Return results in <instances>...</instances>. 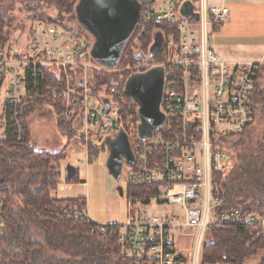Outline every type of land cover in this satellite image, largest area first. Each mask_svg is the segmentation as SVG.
Segmentation results:
<instances>
[{
  "label": "built area",
  "instance_id": "obj_1",
  "mask_svg": "<svg viewBox=\"0 0 264 264\" xmlns=\"http://www.w3.org/2000/svg\"><path fill=\"white\" fill-rule=\"evenodd\" d=\"M185 1L135 0L141 7L136 30L148 33L150 25L171 24L180 39L179 44L169 39L166 59L158 65L166 68L161 103L166 123L145 141L130 139L135 163L124 170L127 222L117 226L122 255L133 264H200L210 232L230 226L254 228L252 242L264 238V210L259 206L221 210L215 180L230 166L224 141L235 139L255 122L251 96L256 87L264 106V69H259L264 60L258 64L224 61L210 46L209 37L226 21L228 9L208 6L205 0H188L198 5L196 22L192 17H181L179 9ZM3 33L0 89L6 98L4 133L9 127L15 141L22 143L26 137L23 106L34 95L55 90V122L86 150L102 142L104 136H117L123 95L115 86L99 93L95 78L135 74L149 67L126 71L103 68L92 59V43L75 22L62 28L29 22L21 35L15 36L7 27ZM126 125L130 138L136 132L132 117H127ZM142 187L157 193L142 197L130 194ZM2 209L0 197V232L4 226ZM65 212L76 220L92 222L87 204ZM106 226L95 225L92 232L104 234ZM189 228L194 236L191 251L185 255L177 251L176 240Z\"/></svg>",
  "mask_w": 264,
  "mask_h": 264
},
{
  "label": "trees",
  "instance_id": "obj_2",
  "mask_svg": "<svg viewBox=\"0 0 264 264\" xmlns=\"http://www.w3.org/2000/svg\"><path fill=\"white\" fill-rule=\"evenodd\" d=\"M22 1L30 23L42 21L62 28L65 24L74 23L75 7L79 0H51L59 10L55 20L43 18L37 0ZM65 14H70L66 23ZM6 27L9 24L0 18V42L4 40L3 29ZM156 34L161 36L163 43L149 63L162 64L166 59L169 39L179 44V32L171 24L150 25L148 33L136 30L117 70L126 71L148 60ZM130 76V73L124 72L95 78L99 93L115 86L123 95V101L119 104V126L128 135L127 117H132L135 128L137 124L136 107L123 94L124 83ZM56 102L55 90L34 95L22 110L26 131L24 141L17 143L9 127L5 137L0 139V197L3 198L1 216L4 222L0 232V264H133L122 255L118 244L119 226H106L104 234L92 232V227L98 224L86 219L76 220L65 212L86 206L84 198L57 200L52 197L62 178L59 163L65 157V149L56 153L37 150L30 141L28 117L37 104L45 103L54 109ZM251 102L255 122L235 139L224 141L229 150L230 166L215 177L221 210L258 206L264 210V126L258 137L254 133L257 124L264 123V106L257 87ZM56 129L62 137L73 138L57 122ZM133 136L136 138V133ZM99 144L89 145L88 160L90 154L96 155L105 150H99ZM66 182H77V171ZM156 193V190L148 187L130 192L134 197L153 196ZM253 233L254 228L245 226H230L210 232L208 242L201 250L200 264H264V238L252 242Z\"/></svg>",
  "mask_w": 264,
  "mask_h": 264
},
{
  "label": "water",
  "instance_id": "obj_3",
  "mask_svg": "<svg viewBox=\"0 0 264 264\" xmlns=\"http://www.w3.org/2000/svg\"><path fill=\"white\" fill-rule=\"evenodd\" d=\"M197 7L198 5L186 0L179 13L182 18L192 17L197 22L199 15L194 12ZM77 11L82 28L94 37L92 59L105 69H116L140 21V5L135 0H79L75 7V19ZM160 40L157 43L154 38L146 62L160 50L163 43L162 38ZM165 83L166 68L158 65L149 67L144 72L131 74L124 83L123 94L136 107V137L140 141L156 134L166 123V115L161 111ZM101 100L109 105L105 99ZM103 148L107 151L104 164L107 176L116 184L114 193L123 199L124 189L121 183L127 181L124 170L127 165L133 166L135 163L129 135L120 128L117 136H107L98 145L99 150ZM75 171L70 165L66 167L68 181L74 177Z\"/></svg>",
  "mask_w": 264,
  "mask_h": 264
},
{
  "label": "rangeland",
  "instance_id": "obj_4",
  "mask_svg": "<svg viewBox=\"0 0 264 264\" xmlns=\"http://www.w3.org/2000/svg\"><path fill=\"white\" fill-rule=\"evenodd\" d=\"M41 5V13L43 18L56 19L59 15L55 2L51 0H37ZM78 3V2H77ZM79 10V9H78ZM77 18L75 25L78 29H83L81 26V17L77 11ZM65 23L69 21L70 14H65ZM0 18L9 24V30L12 34L21 35L28 29L29 21L28 14L25 11L24 3L22 0H0ZM155 40L157 43L161 42V37L156 34ZM132 41V40H131ZM135 43V42H133ZM149 59V58H148ZM152 63L144 62L136 65L135 67H152ZM5 93L0 89V139L5 137L4 133V114L3 108L5 105ZM30 141L34 144L35 148L39 151L56 153L65 149V157L59 163L62 173L61 185H73L71 189L57 190L52 195L55 199L73 200L78 198H85L87 204V212L92 222L100 225L101 220L109 215H115L116 222L119 226L127 222L128 207L126 198H119L114 193L116 184L111 178L107 176L104 164L107 158V151H99L96 155L90 154L88 160V151L85 147L75 149L71 144V139L62 137L56 129V122L53 115L52 108L45 104H37L34 112L28 117ZM264 123H259L255 127V135H258L263 128ZM105 138V136H104ZM134 141L135 137H130ZM99 143H94L97 145ZM75 168L77 173V182L67 183L65 179V170L67 166ZM81 181H84L86 187L84 188ZM110 182V183H109ZM62 185V186H63ZM122 187H126L124 182L121 183ZM131 192V191H130ZM109 194L111 197H109ZM194 230L189 228L188 231L178 235L176 240V247L179 253L187 255L191 251L192 238ZM201 261V254H200Z\"/></svg>",
  "mask_w": 264,
  "mask_h": 264
},
{
  "label": "crops",
  "instance_id": "obj_5",
  "mask_svg": "<svg viewBox=\"0 0 264 264\" xmlns=\"http://www.w3.org/2000/svg\"><path fill=\"white\" fill-rule=\"evenodd\" d=\"M205 1L208 6L225 7L229 12L226 21L220 27L214 29L209 37V44L214 52L224 61L231 64L261 63L264 60V0ZM71 141L75 149L80 150L81 146L83 147L79 141L73 138ZM61 180L57 190L64 191L65 187L68 190L71 189L73 185L65 186L62 184V186ZM81 182L84 183L82 186L85 188V182ZM109 197H111L110 194ZM100 221V225H118L115 215L112 214H108L104 220L100 219Z\"/></svg>",
  "mask_w": 264,
  "mask_h": 264
},
{
  "label": "flooded vegetation",
  "instance_id": "obj_6",
  "mask_svg": "<svg viewBox=\"0 0 264 264\" xmlns=\"http://www.w3.org/2000/svg\"><path fill=\"white\" fill-rule=\"evenodd\" d=\"M85 31V34L86 36L88 37V39L90 40V42L92 43V47H93V44H94V37L87 31V30H84ZM147 70V69H146ZM145 71V70H144ZM142 71V72H144ZM141 73V72H139ZM131 74V73H130ZM135 74H138V73H135ZM136 133V132H135Z\"/></svg>",
  "mask_w": 264,
  "mask_h": 264
}]
</instances>
